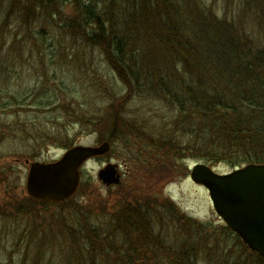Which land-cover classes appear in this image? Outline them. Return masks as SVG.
Listing matches in <instances>:
<instances>
[{
  "label": "rangeland",
  "instance_id": "rangeland-1",
  "mask_svg": "<svg viewBox=\"0 0 264 264\" xmlns=\"http://www.w3.org/2000/svg\"><path fill=\"white\" fill-rule=\"evenodd\" d=\"M154 1L117 0L118 9L123 7L119 25L125 13L144 11ZM198 1L188 13L175 9L187 33L202 23L214 26L216 19L264 42V26L251 24L258 11L253 0ZM111 6L110 0H0V264H123L135 258L136 264H223L224 221L207 188L190 178L194 164L206 162L183 150L186 158L156 167L131 129L111 142L105 138L114 127L95 125V118L122 108L124 117L142 122L147 132L171 138L175 130L185 139L183 146L193 137L189 125L178 121V110L170 109V95L155 89L166 79L165 72L155 73L157 67L165 70L156 54L146 60L140 54L134 73L142 74L144 88L131 93L92 39L98 21L109 26ZM181 57L174 62L184 73ZM80 112L87 119L80 120ZM54 134L58 138L49 139ZM104 141L111 143L109 152L83 165L79 188L69 199L53 202L27 194V160L51 162L62 157L68 142ZM108 163L118 164L119 184L98 179ZM206 164L218 173L233 170L225 162ZM135 209L139 220L129 222L125 233L112 215L124 219ZM156 215L163 220H154ZM77 216L94 228H84Z\"/></svg>",
  "mask_w": 264,
  "mask_h": 264
},
{
  "label": "trees",
  "instance_id": "trees-1",
  "mask_svg": "<svg viewBox=\"0 0 264 264\" xmlns=\"http://www.w3.org/2000/svg\"><path fill=\"white\" fill-rule=\"evenodd\" d=\"M196 2L199 3L198 0H157L144 11L125 13L119 25L123 7L118 9L117 0H110L112 6L106 20L109 26L98 21L97 34L92 38L107 53L106 61L115 64L114 69L120 78L129 83L131 93L143 92L144 88V82L140 79L142 74L134 73V66L141 63L140 54L144 60L148 54L158 56V63L161 62L165 70L156 66L153 68H156L155 73L163 75L165 72L163 76L166 79L159 81L155 89L158 94L163 92L170 95L169 107L172 111L178 110L177 119L183 127L189 125L188 132L193 136L191 141L183 146L185 139L181 135L177 138L178 132L175 130H170L171 138L147 132L142 122L124 117L122 108H115L102 119L95 118V125L106 122V126L114 127L105 138L111 142L131 129L132 137L137 138L140 147L146 148L148 162H156V167L157 164L159 166L167 161L175 164L177 160L186 158L183 150L198 161L212 165L225 162L233 169L249 163H264V42L247 38L246 34L243 36V31L239 32L234 26H221L213 18L214 26L205 27L202 23L194 32H191L194 27H190L187 33L185 21L179 14L188 13ZM253 2L258 5V11L251 24L264 26V0ZM175 9H179L180 13ZM117 27L119 29L116 31ZM180 56L184 61V73L177 68L179 62H174ZM187 74L189 77L184 78ZM171 75L178 78L173 79ZM13 99L16 98L13 96ZM46 103L51 105L53 100L48 98ZM73 113L77 115V112ZM78 117L80 120L87 119L81 112ZM194 120H197L196 125L193 124ZM139 131L157 139L146 138L147 134L142 133L143 136ZM57 135L49 139L58 138ZM67 144L66 148L73 146L70 142ZM138 212L137 209L131 210L124 219H120L121 214H113L112 221H116L127 233L129 222L139 220ZM154 220L163 218L156 215ZM81 221L84 228H94V225L84 224L83 219L77 216V222ZM221 233L227 240V245L223 244L222 248L223 264L226 261L228 264H264V259L250 250L240 236L224 223ZM144 238L147 241L148 234ZM218 248L212 252L218 253ZM136 259L140 260L126 259L123 264H136Z\"/></svg>",
  "mask_w": 264,
  "mask_h": 264
},
{
  "label": "water",
  "instance_id": "water-1",
  "mask_svg": "<svg viewBox=\"0 0 264 264\" xmlns=\"http://www.w3.org/2000/svg\"><path fill=\"white\" fill-rule=\"evenodd\" d=\"M111 143L98 146L74 145L62 157L51 162L29 161L26 192L37 200L64 201L80 185V169L90 159L109 152ZM190 178L207 188L213 206L223 221L243 242L264 259V163H249L227 173H218L210 165L198 162L190 169ZM98 179L110 186L121 182L118 164L108 163Z\"/></svg>",
  "mask_w": 264,
  "mask_h": 264
}]
</instances>
